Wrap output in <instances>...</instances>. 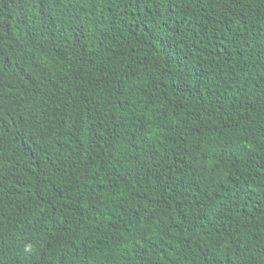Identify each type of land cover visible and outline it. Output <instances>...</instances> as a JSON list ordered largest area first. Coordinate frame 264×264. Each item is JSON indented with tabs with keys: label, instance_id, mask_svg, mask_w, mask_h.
<instances>
[{
	"label": "trees",
	"instance_id": "obj_1",
	"mask_svg": "<svg viewBox=\"0 0 264 264\" xmlns=\"http://www.w3.org/2000/svg\"><path fill=\"white\" fill-rule=\"evenodd\" d=\"M50 1L0 0V129L34 141L0 264H264V0Z\"/></svg>",
	"mask_w": 264,
	"mask_h": 264
},
{
	"label": "clouds",
	"instance_id": "obj_2",
	"mask_svg": "<svg viewBox=\"0 0 264 264\" xmlns=\"http://www.w3.org/2000/svg\"><path fill=\"white\" fill-rule=\"evenodd\" d=\"M9 7L22 2H30L38 13L55 12V6L50 0H6ZM3 7L0 5V10ZM4 10V9H3ZM32 134L36 135L33 128L28 129ZM33 140L31 136L24 132L0 129V170L2 172L9 169L11 166H16L19 161L30 157L33 150ZM20 200L14 202L18 205ZM7 214V210L0 203V218ZM18 251L13 248L11 250Z\"/></svg>",
	"mask_w": 264,
	"mask_h": 264
}]
</instances>
